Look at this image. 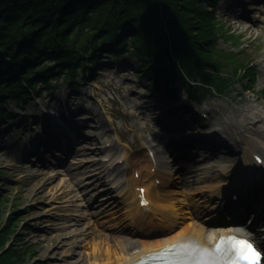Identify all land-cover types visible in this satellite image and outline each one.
<instances>
[{
    "label": "rangeland",
    "instance_id": "374dc122",
    "mask_svg": "<svg viewBox=\"0 0 264 264\" xmlns=\"http://www.w3.org/2000/svg\"><path fill=\"white\" fill-rule=\"evenodd\" d=\"M246 1L241 0L243 6H239L243 13L225 11V8L232 7V0H220L214 7L219 18L230 27L231 33L242 36L240 41L242 45H245L246 57L255 62L257 80L253 84L252 92L243 91L237 82L223 94H215L207 89H197L200 106H205L208 118L215 114L235 115L238 109L246 105H256L264 109V2H249L248 9H246L244 6V3H248ZM206 5L210 6L208 2ZM20 40L18 38L16 44ZM218 43L221 48L235 49V44L231 40L219 38ZM46 52L47 50L41 55L43 60L47 58ZM102 58L103 61L96 63L94 77L77 74L74 81L80 84H76L74 88L58 80L54 89L41 88L39 95L33 92L34 97H29L26 103H23V113H32L24 119V127H29L31 123L36 122H40V124L36 123L40 127L42 121L39 114L43 112L42 109L54 110L60 115L61 109L54 104V99H57L63 107L68 104L67 109H69L65 114L75 123L74 125L80 132L96 137L90 140L97 146V149L89 145L91 143L88 139L84 142L75 139L71 143L70 154L67 158L54 159L49 152H46V156L51 159L45 161L46 164L33 161L21 162L7 155L10 147L8 148L6 144L13 141L18 128L14 125L18 123L20 117L17 116L15 119L10 117L7 121H0V129L8 127L0 136L2 140L0 170L6 172L0 177V197L4 195L8 198L0 201V210L2 208L0 222L4 223L8 215L16 209L19 215L17 216L19 217L17 232L23 235L24 241L34 246L35 254L32 260H37L41 264H84L79 260H94L95 258L106 261L110 254H116L121 250L122 241L118 238L119 235L130 233L131 230L137 228L130 224L131 222L123 215L121 207L124 205V200L121 196L110 195L112 191L98 193L99 184L95 181L94 175L89 172L96 168L98 163L101 164V153L113 156L120 152L127 153L128 167L132 166L135 161L142 163L143 155H145L144 143L152 144L159 157L167 156L170 138L168 134L161 133L156 121L159 114L164 113V108H160L162 102L152 97L145 85L146 77L150 76V72H139L136 68L139 61L125 54L102 56ZM120 61L127 65L120 66ZM177 84L175 81V86L179 90L180 87ZM6 98L5 109L12 110L14 102L9 97ZM92 124H98V127L93 129L90 127ZM224 126L222 124V127ZM235 130L237 129L231 130L230 134H238ZM21 133L20 131V135H15L14 140L22 142ZM161 134L163 136L159 137ZM103 141L107 144L103 145ZM201 154L202 151H200ZM223 154L229 153L223 152ZM223 154L218 156L236 155V158L240 156L234 153L225 156ZM167 158L171 160L173 156L169 155ZM209 158L215 168L230 167L229 163L214 165V162L219 160ZM50 162L60 163V165L50 166ZM102 163L103 165L108 164L107 161L106 163L102 161ZM125 165L124 162L118 163L117 169L113 171L105 168L101 175L109 176L111 172L113 175L111 177H116V175L120 177ZM170 166L171 170L165 167L160 169L169 170L178 176L182 173L179 169L181 162L177 163L175 160ZM72 170L76 173L75 177L70 176ZM41 171L47 172L39 175ZM129 172L126 167L125 175ZM139 174L142 176L144 170ZM181 178L175 177L169 180L170 189L178 198L176 199V207L178 206L176 211H178L179 220L183 223L191 220L194 209L201 217L210 218L212 209H206V203L210 204L211 201L207 200L206 196L204 199L202 191L197 190L199 187H204L207 181L184 187L180 183ZM79 179H81V184L78 185L76 180ZM162 181L161 178V183ZM186 193H188L187 198L192 197V201L198 204L196 208L190 207L186 202L185 206L181 207L179 201L186 196ZM262 227L264 229V223ZM140 235L143 234L137 236ZM10 236L7 246L14 239L12 233ZM156 236L159 235L149 237L155 238ZM260 236L264 240V230L260 231Z\"/></svg>",
    "mask_w": 264,
    "mask_h": 264
},
{
    "label": "trees",
    "instance_id": "16d2710c",
    "mask_svg": "<svg viewBox=\"0 0 264 264\" xmlns=\"http://www.w3.org/2000/svg\"><path fill=\"white\" fill-rule=\"evenodd\" d=\"M206 2L217 0H2L0 114H9L6 97L25 101L37 81L51 89V77L72 79L77 67L91 75L102 53L133 54L152 89L175 77L184 82L185 73L216 93L235 82L246 90L255 79L252 61L243 50L218 47L220 37L239 39ZM17 216L15 209L0 222V264H41L17 232Z\"/></svg>",
    "mask_w": 264,
    "mask_h": 264
},
{
    "label": "bare ground",
    "instance_id": "6f19581e",
    "mask_svg": "<svg viewBox=\"0 0 264 264\" xmlns=\"http://www.w3.org/2000/svg\"><path fill=\"white\" fill-rule=\"evenodd\" d=\"M225 11L231 13V10L229 8H225ZM54 104L57 107L62 105L61 103H58L57 99H54ZM65 108H67V106H64L62 109ZM147 110L149 111V109ZM214 118L216 121L212 123H220L221 125L224 124V131H231L237 129L235 131L239 134L240 139L235 138V140L241 141L240 153L242 154L243 160L241 164L239 163L238 166H234L235 169L233 168V170L237 172L235 177V179L237 180L235 181V183H244L246 175L252 172H264L263 169L254 168L253 165H249V157L255 151H258L261 154L264 161V109L256 105H246L242 109H238L235 115H227L226 123L229 124L228 126L225 124L224 119L222 118V114H215ZM88 138L95 139L96 137L88 136ZM10 154L11 152L7 155ZM211 156H213L214 158H225L223 156H218L215 154L206 155V157L201 158L198 165L194 169L190 170L189 168L187 169L184 166L186 168V171L182 172L183 177H180V183H182V185L186 187L191 186L193 183L207 181L205 185L208 190V196L211 197L212 195H215L217 198L218 196L220 198V195L223 192H219L222 185L218 184L216 181L217 179L227 175L228 171L225 172L220 169L217 170L216 168L214 169L213 166H211L210 164H204V161H206V159ZM117 157L123 158V155L119 154L116 156V158ZM17 158L22 162V159L25 158V155H18ZM226 160H229V157L226 158ZM142 161L143 163L139 167L136 166L135 169H132V173L133 171H142L145 169L147 170L144 171L145 173L141 178H134L130 176L126 179L125 191L123 193V199L125 201V204L121 207L123 209L122 212L125 218H127L128 221L136 224L137 228L131 230L130 233H121L119 235L118 238L122 241V248L120 251H118L119 253L116 252V254H110L106 261L105 259L100 261L99 258H95L94 260L80 259L79 261L81 263L85 264V262L87 261V264H124L138 258L143 252L148 251L152 248H155L162 244H170L174 241H180L184 239L187 241V243H191L193 245L195 243V246L198 247L212 248L213 246H211V244L217 239V237L221 233H226L230 231L235 232L234 229L236 228H229L230 226L226 227L221 221L203 218L200 214L195 211L194 216L191 220L186 223L179 224V222L177 221L178 211H176L178 210V206L176 207V199L178 198H176L177 195L172 192V190L170 189V184L168 183V177L171 176V173H165L166 176H163V173L161 174V171L158 167L161 163V160H159V162L157 160H153L148 154L143 155ZM37 162L43 164L42 161ZM190 162L195 163L196 161ZM136 163L137 161L134 162V164ZM49 164L50 166L60 165V163L53 162H50ZM152 166L156 167L154 173L150 171ZM137 167L139 168L138 170ZM102 170V165H98V170L97 168L94 170L95 180L98 181L100 184H103L102 179H100ZM205 171H208L209 173L207 175H201V173ZM46 172L47 171H41L39 175L45 174ZM70 176L75 177L76 173L72 170L70 171ZM158 176L163 179L162 184H155L154 177ZM176 176L174 175V177ZM76 183L78 185L81 184V179L76 180ZM141 183L144 184V197H146L148 201L145 206L138 205L137 190L134 188L135 185H141ZM227 185L228 183L225 184L223 187L226 188ZM217 198L216 200L219 199ZM187 199V197L180 199L179 202L181 203V207L184 205L185 202L190 203L189 199L188 201H186ZM194 206L196 208L198 205L195 204ZM252 213H254V210L252 211ZM257 213L258 212H256V214ZM241 222L242 221H239L238 224H241ZM262 223H264L263 215L258 218L257 223L255 225L260 226V224ZM163 226L166 228H162ZM245 227L248 228L249 232L253 234L254 237H252L256 239L259 245L264 248V241L260 238L259 232L257 231L259 230V228L251 224H247ZM139 228H145L149 230L139 231ZM236 230L240 231L238 229ZM134 234L143 235L133 236ZM156 234L159 236H156L155 238L149 237L151 235ZM142 236H144V238Z\"/></svg>",
    "mask_w": 264,
    "mask_h": 264
},
{
    "label": "snow or ice",
    "instance_id": "6c2138e0",
    "mask_svg": "<svg viewBox=\"0 0 264 264\" xmlns=\"http://www.w3.org/2000/svg\"><path fill=\"white\" fill-rule=\"evenodd\" d=\"M218 253L231 250L235 258L230 264H258L259 258L264 255L258 252L251 241L235 233L221 234L215 244Z\"/></svg>",
    "mask_w": 264,
    "mask_h": 264
},
{
    "label": "water",
    "instance_id": "95a60500",
    "mask_svg": "<svg viewBox=\"0 0 264 264\" xmlns=\"http://www.w3.org/2000/svg\"><path fill=\"white\" fill-rule=\"evenodd\" d=\"M2 2V0H0V3Z\"/></svg>",
    "mask_w": 264,
    "mask_h": 264
}]
</instances>
